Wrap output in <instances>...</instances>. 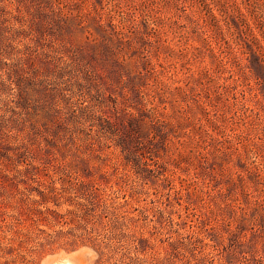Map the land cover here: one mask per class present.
<instances>
[{"label": "rangeland", "instance_id": "obj_1", "mask_svg": "<svg viewBox=\"0 0 264 264\" xmlns=\"http://www.w3.org/2000/svg\"><path fill=\"white\" fill-rule=\"evenodd\" d=\"M64 257L264 264V0H0V264Z\"/></svg>", "mask_w": 264, "mask_h": 264}, {"label": "water", "instance_id": "obj_2", "mask_svg": "<svg viewBox=\"0 0 264 264\" xmlns=\"http://www.w3.org/2000/svg\"><path fill=\"white\" fill-rule=\"evenodd\" d=\"M66 261L71 263V261L68 258L64 257V258H61L58 260L51 261L48 264H64V262H66Z\"/></svg>", "mask_w": 264, "mask_h": 264}, {"label": "trees", "instance_id": "obj_3", "mask_svg": "<svg viewBox=\"0 0 264 264\" xmlns=\"http://www.w3.org/2000/svg\"><path fill=\"white\" fill-rule=\"evenodd\" d=\"M204 2V1H202ZM207 8V7H206ZM208 14L211 16V18L214 20L216 19V15L212 12L211 8H209V5H208V10H207ZM222 12V11H220ZM221 15V14H220ZM215 21V20H214Z\"/></svg>", "mask_w": 264, "mask_h": 264}, {"label": "bare ground", "instance_id": "obj_4", "mask_svg": "<svg viewBox=\"0 0 264 264\" xmlns=\"http://www.w3.org/2000/svg\"><path fill=\"white\" fill-rule=\"evenodd\" d=\"M64 264H71V263L66 261V262H64Z\"/></svg>", "mask_w": 264, "mask_h": 264}]
</instances>
